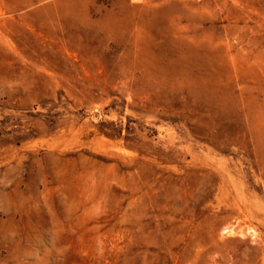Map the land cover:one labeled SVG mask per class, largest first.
<instances>
[{
    "label": "rangeland",
    "instance_id": "1",
    "mask_svg": "<svg viewBox=\"0 0 264 264\" xmlns=\"http://www.w3.org/2000/svg\"><path fill=\"white\" fill-rule=\"evenodd\" d=\"M0 264H264V0H0Z\"/></svg>",
    "mask_w": 264,
    "mask_h": 264
}]
</instances>
